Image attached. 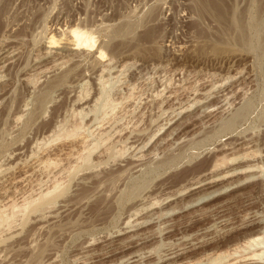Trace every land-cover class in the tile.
I'll use <instances>...</instances> for the list:
<instances>
[{"label":"rangeland","instance_id":"rangeland-1","mask_svg":"<svg viewBox=\"0 0 264 264\" xmlns=\"http://www.w3.org/2000/svg\"><path fill=\"white\" fill-rule=\"evenodd\" d=\"M223 7L0 0V264H209L253 234L264 253V0Z\"/></svg>","mask_w":264,"mask_h":264},{"label":"bare ground","instance_id":"bare-ground-1","mask_svg":"<svg viewBox=\"0 0 264 264\" xmlns=\"http://www.w3.org/2000/svg\"><path fill=\"white\" fill-rule=\"evenodd\" d=\"M206 5H207V7L208 8H210L211 10H213L217 15H218V17L219 18H223L224 17V7H223V0H206ZM69 35H70V38H71V41L73 40V45L74 46H76L77 48H80V47H86L87 45H90L91 44V38L89 37L90 36V33H89V35H88V33H86V32H84V30L82 31L81 29H79V28H73V29H71L70 31H69ZM94 39V38H93ZM49 42L52 44V45H56V43L58 42L53 36L52 37H50L49 38ZM70 40V39H69ZM92 45V44H91ZM88 47H90V46H88ZM168 124V123H167ZM72 127V126H71ZM77 128V127H76ZM79 129V128H78ZM77 130V129H76ZM84 130V129H83ZM69 132V131H68ZM75 132V131H74ZM72 133L71 132V134L72 135H70V136H72V137H74V135H76L75 133ZM64 134V133H63ZM65 135V134H64ZM53 136V135H52ZM69 137V136H68ZM75 138H77V135H76V137ZM57 139V138H56ZM70 139V138H69ZM73 139V138H72ZM84 138L81 136V138H77V141L76 142H74V143H72L68 148H66L65 149V152L63 153V154H61L63 157H69L70 155H73V150L76 148V147H78V146H80V147H82L83 146V144H84V140H83ZM61 140V139H60ZM76 140V139H75ZM59 141V140H58ZM54 142V141H53ZM56 142V141H55ZM49 143V142H48ZM93 146H95V145H93ZM80 147H78L77 149L79 150V148ZM96 148H97V146H96ZM95 149V148H94ZM88 150V149H87ZM86 150V151H87ZM138 150V149H137ZM62 151V150H61ZM64 151V150H63ZM95 151V150H94ZM136 151V150H135ZM79 152H81V151H79ZM85 153V152H84ZM221 153V152H220ZM92 154V153H91ZM34 155V154H33ZM86 155V154H85ZM89 156V155H88ZM91 156V155H90ZM244 156V155H243ZM41 157V156H40ZM59 157V156H58ZM86 157H87V155H86ZM62 158V157H61ZM80 158H81V156H80ZM87 159H88V157H87ZM237 159V158H236ZM60 160V159H59ZM80 160V159H79ZM82 160V159H81ZM142 160V159H141ZM56 161H58V160H56V159H52V158H44V159H41V160H38V161H36L35 162V164H34V167L35 168H33V166H32V168L33 169H35L36 170V167H43V169L44 168H50V167H52V166H54V165H56L55 163H56ZM87 161V160H86ZM232 161H235V160H232ZM221 163H224V159H220V161H218V160H216L215 161V163L212 165V171H219V170H221V169H223V167L222 168H220V166L222 165ZM221 164V165H220ZM55 167V166H54ZM74 167H75V165H74ZM31 168V169H32ZM227 168V167H226ZM260 168V167H259ZM32 169V170H33ZM51 169V168H50ZM49 169V170H50ZM252 169V166H248V167H246V168H244V169H242V170H237V169H233V170H230V171H224V172H221V173H218L217 175H215L214 174V176H210V178H208V179H206V180H204V181H202V182H199V183H196V184H192V186L189 188L190 190V192H188V193H191V194H194L193 192H195V193H198V192H201V191H205V190H207V189H211L212 187H214L213 185L214 184H216L217 182H219L220 180L222 181V180H224V179H227V178H231V177H233L234 175H238V174H240V173H247V172H249L250 170ZM254 169V168H253ZM45 170V169H44ZM46 170H48V169H46ZM54 171V170H53ZM212 171H211V173H212ZM252 171V170H251ZM66 172V171H65ZM73 173V172H72ZM206 173V172H205ZM214 173V172H213ZM208 174H210V173H208ZM77 175V174H76ZM50 176V175H49ZM200 177V176H199ZM13 180H16V178L15 179H13ZM20 180V179H19ZM196 180V179H195ZM246 180V179H245ZM5 181V180H4ZM8 181V180H7ZM57 185H59V184H57ZM55 186V185H54ZM47 189H49V188H47ZM226 189V188H225ZM7 190V189H6ZM58 190V187H53V189L52 190H50V191H47L46 193L44 192V193H42V194H39V198L37 199L39 202L40 201H44V200H46L47 198H50V196H52L56 191ZM183 190V189H182ZM188 191V190H187ZM214 192V191H213ZM209 193V192H208ZM211 193V192H210ZM217 193V192H216ZM216 193H211V194H209V195H207L206 194V196H203V197H201V198H198V200L196 201L195 200V198H194V202H198L199 203V201H203V199L204 198H210V197H213L214 195L213 194H216ZM180 194V193H179ZM6 195V194H5ZM55 195V194H54ZM183 195V194H182ZM53 198V197H52ZM55 198V197H54ZM168 199V198H167ZM36 200V203L38 204V201ZM50 200H52V199H50ZM205 200V199H204ZM32 201V200H31ZM30 201V202H31ZM29 202V204H27L26 203V205H24V206H20V208L19 209H16L15 207H14V205L13 206H11V207H14L16 210L15 211H17V210H19L18 211V213L21 211V213L22 212H26L27 210H28V208H30L32 205V203L34 202V200L30 203ZM35 203V202H34ZM33 203V204H34ZM35 203V204H36ZM24 204V203H23ZM34 204V205H35ZM35 206H37V205H35ZM155 206H157V205H155ZM186 206V205H185ZM33 207V206H32ZM47 207V206H46ZM7 208V207H6ZM13 209V208H12ZM34 210V209H33ZM12 211V210H11ZM14 211V210H13ZM223 211V210H222ZM13 213H15V212H12L11 213V215L13 214ZM17 213V212H16ZM3 215V214H2ZM14 216V215H13ZM6 219H8L7 217H4V215L3 216H1V214H0V223H5V221H6ZM8 221V220H7ZM6 221V222H7ZM12 221V220H11ZM9 222V221H8ZM141 222V221H140ZM145 223V222H144ZM9 224V223H8ZM251 224V223H250ZM10 225V224H9ZM134 225V224H133ZM138 225V224H137ZM252 225V224H251ZM255 225V224H254ZM257 225H258V223H257ZM246 226H248L247 224H246ZM6 227V226H5ZM132 227V226H131ZM249 227H251V226H249ZM253 227V226H252ZM7 228V227H6ZM248 228V227H247ZM252 230V229H251ZM245 232V231H244ZM247 232H248V230H247ZM255 232V231H254ZM252 233V232H251ZM258 234V233H257ZM247 236H249V235H247ZM262 241H263V237H260V236H257L256 234H253L252 236H250L247 240H246V242H245V246H243V250H242V252L240 251V252H237V251H235L234 250V254H231V255H228V256H226V257H222L221 258V256H215V258H213V259H211V263L209 262V264H264V253H263V251L261 252V250H260V248H259V250L257 249L258 248V246L260 247V246H262L263 244H262ZM264 243V242H263ZM218 244V243H217ZM187 245V244H186ZM189 246H190V244H188ZM188 246V247H189ZM192 247H193V245H192ZM183 248H185V247H183ZM182 248V249H183ZM187 248V247H186ZM190 248V247H189ZM195 250V249H194ZM180 251V250H179ZM202 251V250H201ZM167 252V251H166ZM173 252V251H172ZM171 251H170V253L169 254H171L172 253ZM175 252V251H174ZM190 252H193V250H192V248H191V251H188V249H186V250H182V251H180V253L177 251V252H175V253H172L171 255H175L174 257H172V258H167L168 260H170V259H176V260H181V259H184L183 258V256H185V255H187V254H189ZM168 254V253H167ZM168 255H166V257H167ZM165 256L163 255V256H160V257H158L156 260H154V261H152V262H148V264H163V260L165 259L164 258ZM188 257V256H187ZM232 257V258H231ZM185 260V259H184ZM187 260V259H186ZM189 260V259H188ZM165 261V260H164ZM167 261V260H166ZM190 261V260H189ZM175 262V261H174ZM186 262V261H185ZM191 262V261H190ZM190 262H189V264H190ZM165 263V262H164ZM146 264H147V262H146ZM182 264V263H181ZM185 264V263H184ZM195 264V263H194ZM199 264V263H198Z\"/></svg>","mask_w":264,"mask_h":264}]
</instances>
